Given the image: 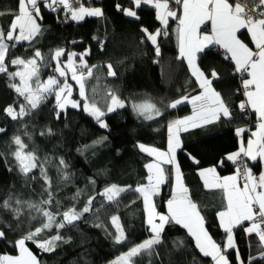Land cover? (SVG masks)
<instances>
[{
	"label": "snow or ice",
	"instance_id": "6c2138e0",
	"mask_svg": "<svg viewBox=\"0 0 264 264\" xmlns=\"http://www.w3.org/2000/svg\"><path fill=\"white\" fill-rule=\"evenodd\" d=\"M127 2L129 6L125 7L117 0L115 10L138 21L141 19L138 14L140 9L150 7L155 10V19L161 26L155 30L141 26L138 31L141 34L140 43H150L156 56L161 54L160 39L169 35V20L178 22L175 29L178 59L187 62L191 77L194 78L190 83L194 87L192 93L182 94L166 106L171 109L185 103L192 106L191 115L168 122L167 150L161 151L144 144L138 145L141 152L155 157L154 162L144 165L147 175L144 182L134 189L143 198L146 224L151 236L130 247L111 264H132L133 257L143 253L151 255L154 246L163 242L162 234L168 224L186 229L194 241L195 248L202 257L210 258L212 264H260L264 261V0H174L179 6L178 9L172 8L173 0H127ZM43 10L63 13L64 22L68 20L80 22L86 17H104V10L101 7H85L81 0H16L15 8L6 10L7 14L12 16L7 29L0 25V74L7 76L8 87L14 90L18 98L22 97L24 102L21 103L19 99L14 101L4 108V113L13 121L32 117L35 111L53 96L55 119L59 120L67 108L71 107L82 110L93 117L100 128L107 129L108 124L103 117L125 107V103L112 89H108L100 100L97 99L95 88L92 89L91 96L88 94L86 82L93 77V69L99 67L89 65L84 59L90 54L88 49L79 54L78 65L74 60L77 53H66L63 48L54 50L50 56V59L55 61L54 74L44 80L41 79L40 71L42 66L47 65L44 64L45 56L39 48L33 47L31 54L27 56L11 54V50L23 42L34 45L43 31L40 23L43 19ZM6 11H0V16L5 15ZM245 33L248 42L242 39ZM93 39L98 40V37L94 36ZM104 47L106 45L101 44V50ZM213 48L223 50V58L232 66L233 74L240 76V88L237 91L243 99L238 103L227 99L231 93H222L214 87L215 82L222 79L221 70L214 66L209 68L203 66L208 54H213ZM214 54L219 55L218 52ZM62 56L67 57L66 63L61 61ZM13 67L15 70H10ZM106 67L109 77L117 76L111 63ZM69 72L71 80L78 86L79 100L72 98L74 88L73 84L68 82ZM133 108L138 115L149 120L164 115L163 111L152 103L133 105ZM249 110L256 117L254 130L236 127L237 150L226 154L218 161L217 166L231 162L235 166L233 174L220 176L217 166L199 171L205 189H217L222 193V208L215 215L218 227L223 230L224 239L217 242L206 226L202 206L192 199L189 188L183 182V174L177 161V152L184 150L181 133L203 128L221 120L231 122L236 111L246 114ZM27 127L25 124L23 134L32 140V134L27 131ZM2 133H6L4 127H0V134ZM247 133L250 135H246ZM39 135L52 136L55 133L48 128ZM105 139L107 137H102L95 143H102ZM12 144L15 148L8 155L12 157L14 165L8 162L4 153H0V157H3L8 172L19 173L23 185L21 191L16 190L15 184L10 185L7 195L0 199V242L10 243L17 254H0V264H46L29 248L28 243L31 242L44 253L55 252L58 246L56 242L70 243L72 238L66 239L59 230L65 229L66 226L75 227L76 221H80L85 213L92 211L96 197L89 196L79 211L74 205L60 211V201L55 199L52 177L49 176L46 167L51 164V160L45 157L41 162L37 149L33 147L29 150L21 135H14ZM187 155L195 163H199L191 153ZM164 165L171 167L166 169ZM257 165L260 167L254 171ZM68 167L65 160L60 158L57 167L60 184L71 180ZM34 170H38L39 180L42 181L41 191L38 193L33 187L38 179ZM89 182L94 184L95 180L90 177ZM169 182L171 192L170 198L166 201L167 211L159 212L154 197L160 195L162 186ZM23 190L30 193L28 198L24 197ZM126 190L128 189L113 184L98 195L112 202ZM32 195L39 196V199H32ZM80 195L81 192L77 189L73 199ZM4 214H10V223L3 220ZM58 216L61 219L57 220ZM25 219L29 225L27 231L23 230L22 221ZM110 219L115 233L109 235H112L114 243H124L127 236L119 216L112 215ZM33 221H37L38 226L33 227ZM93 226L103 228L107 232L102 223H95ZM53 228L57 230L55 235L40 239L42 233ZM238 230L243 232L249 249L252 247L249 237L254 234L258 238V255H252L250 252L245 254L242 251L238 243ZM10 232H16L18 235L9 240Z\"/></svg>",
	"mask_w": 264,
	"mask_h": 264
},
{
	"label": "trees",
	"instance_id": "16d2710c",
	"mask_svg": "<svg viewBox=\"0 0 264 264\" xmlns=\"http://www.w3.org/2000/svg\"><path fill=\"white\" fill-rule=\"evenodd\" d=\"M87 6H97L104 10L103 18L86 17L83 21L68 20L64 22L63 13H53L43 10L42 34L35 40L34 45L29 42L18 44L11 50L12 55L27 56L32 48H39L45 56L44 64L40 71L41 79L52 75L49 71L54 68L51 54L58 48L65 49L66 53H77L75 61L79 64V54L86 49L89 55L84 59L89 65H98L93 69V77L86 82V90L92 95V89H96L97 99L100 100L108 89H112L127 106L122 121L116 119V113H108L103 119L108 124L107 129L98 126L93 117L82 110L68 107L59 120L55 119L53 108L55 98L50 96L36 111L34 116L25 117L20 121H13L4 113V108L14 101L23 103V98H18L13 89L8 87L7 76L0 74V127L6 129V133L0 134V153L7 156L8 162L14 165L10 155L15 145L12 144L14 135H21L29 146L37 149V155L41 162L45 157L51 160L46 165L48 174L52 177L53 193L56 200L60 201V211L75 206L81 210L89 196L96 199L92 205V211L85 213L80 221L75 222V227L66 226L59 230L66 239L71 237L70 243L56 242L55 252L44 253L31 242L29 248L38 255L46 264H111L121 254L127 252L130 247L148 239L151 233L145 222V212L142 197L134 191L135 187L144 182L147 170L144 165L154 158L139 150L138 145L144 144L166 150L167 124L173 119L190 114L191 106L188 103L179 105L175 109L167 108V104L179 98L182 94L192 93L194 85L190 83L194 78L187 66V62L178 59L179 50L175 34L177 21L169 20V35L159 41L161 47L160 56H156L150 43L141 44V34L138 31L141 26L155 30L160 27V22L155 19V10L144 7L138 11L141 19L135 20L124 16L115 10L117 0H81ZM125 7L129 6L127 0H119ZM16 0H0V11L14 9ZM172 8L177 5L172 2ZM12 16L6 14L0 16V25L7 29ZM98 37V40L93 37ZM242 39L248 42L247 34ZM75 41V43H73ZM101 44L106 47L101 50ZM219 53V55L214 53ZM213 54H208L204 60L205 68L216 67L221 70L222 79L215 82L214 87L222 93H231L227 99L238 103L242 96L237 91L238 79L233 74L232 66L223 58V51L212 49ZM61 61L67 60L62 56ZM203 59V57H202ZM122 63H119L121 62ZM111 63L117 72L116 77L107 75L106 65ZM14 71L15 68H10ZM73 84V98H79L77 86ZM18 82V78L17 81ZM144 103L155 104L164 115L154 119H145L138 115L133 105ZM103 107V105L101 104ZM247 122L239 111L234 113V119L229 122L221 120L215 124L203 128L181 133L183 151L177 152V161L183 174L185 185L189 188L192 199L202 206V214L206 217V226L210 234L217 242L224 239L223 230L218 227L215 213L222 208L221 192L208 190L203 187L198 169L210 168L218 165V161L226 154L236 151L238 138L235 135L236 127L252 129L255 121ZM32 134V140L24 135V125ZM51 128L55 135L40 136L41 131ZM102 137H107L102 143H95ZM191 153L199 163H194L188 157ZM63 158L69 165L67 171L71 174L70 182L59 183L57 167L59 160ZM166 169L171 166L164 165ZM234 165L226 162L223 166H217L220 176L233 173ZM259 165L254 171L259 169ZM38 177L33 184L36 192L41 191L42 181L39 180L38 170H34ZM95 180L90 183L89 178ZM15 184L17 191L22 190L23 180L17 171L8 172L3 157H0V199L7 195L9 186ZM115 184L118 187L128 189L121 192L114 201L108 202L106 197L98 195L106 187ZM131 186V188H129ZM77 189L81 195L73 199ZM24 191V197L30 193ZM171 182L162 186L161 194L154 197L157 211L166 212L165 204L170 197ZM32 199L39 196L32 195ZM103 205V207H101ZM97 209L99 211H97ZM55 210V205H53ZM117 215L125 229L127 240L116 244L112 235L115 228L111 224L110 217ZM61 217H57V220ZM3 220L11 222L10 214H4ZM23 230H28L27 220H23ZM102 223L107 228H97L93 225ZM32 226H38L37 221ZM56 229L45 231L40 239L50 238L56 234ZM18 233L10 232L8 239L12 240ZM238 243L245 254L258 255V238L253 234L249 237L252 243L249 249L242 231L238 230ZM163 242L154 246L151 255L143 253L132 258V264H212L210 258H204L195 248L194 241L187 231L179 225L168 224L162 234ZM181 242H183L181 244ZM0 254H17L8 242H0ZM260 264H264L261 261Z\"/></svg>",
	"mask_w": 264,
	"mask_h": 264
},
{
	"label": "crops",
	"instance_id": "0c3cea01",
	"mask_svg": "<svg viewBox=\"0 0 264 264\" xmlns=\"http://www.w3.org/2000/svg\"><path fill=\"white\" fill-rule=\"evenodd\" d=\"M81 3H83L84 4V6L85 7H97V6H91V5H89V6H87L86 4H85V2H83V1H81ZM178 7L179 6H177V8H175V9H178ZM174 9V8H173ZM251 46V45H250ZM177 50H179L178 49V47H177ZM221 51H223L222 49H220ZM74 60H75V57H74ZM67 61V60H66ZM76 62V61H75ZM77 64V63H76ZM190 71V70H189ZM68 78L69 79H71V76H69V74H68ZM78 87V86H77ZM78 89V88H77ZM194 94V93H193ZM190 106H191V104H189ZM126 110H127V106H125V107H123V108H118L115 112H112V113H116V119L118 120V122L119 121H122L123 120V118H124V114H125V112H126ZM251 111V110H250ZM252 112V111H251ZM191 113H192V106H191V111H190V114L189 115H191ZM186 116H188V115H186ZM252 116H253V119H254V121H255V124H256V117H255V114L252 112ZM184 116H182V117H180V118H183ZM255 124H254V126H255ZM251 130H254V127L251 129ZM246 135H250V133H247ZM167 136H168V132H167ZM168 140V139H167ZM166 147H167V144H166ZM167 150V149H166ZM166 150H161V151H166ZM152 158H154L151 162H154L155 161V157L154 156H152ZM150 163V162H149ZM195 163V162H194ZM146 169V168H145ZM203 169H206V168H203ZM200 170H202V169H198L197 170V175H198V177H200L199 176V171ZM231 174H233V173H229V174H225L224 176H227V175H231ZM200 180H201V182H202V184H203V180L201 179V177H200ZM183 182H184V179H183ZM185 184V183H184ZM204 187V186H203ZM208 190H214L215 191V189H208ZM217 190V189H216ZM170 198V197H169ZM168 198V199H169ZM221 199V202L223 203V200H222V194H221V197H220ZM142 201H143V198H142ZM143 208H144V205H143ZM165 211H167V207H166V204H165ZM145 222H146V216H145ZM186 230V229H185ZM222 230V229H221ZM187 231V230H186ZM150 232V231H149ZM212 262V261H211Z\"/></svg>",
	"mask_w": 264,
	"mask_h": 264
},
{
	"label": "built area",
	"instance_id": "2783aa9c",
	"mask_svg": "<svg viewBox=\"0 0 264 264\" xmlns=\"http://www.w3.org/2000/svg\"><path fill=\"white\" fill-rule=\"evenodd\" d=\"M78 65V64H77ZM51 74H54L53 73V69H50V71H49ZM236 78L238 79V87H237V89L238 88H240V76L239 75H236ZM240 93V92H239ZM242 96V95H241ZM242 99H243V97H242ZM242 116H243V118L245 119V120H247V122H249V123H252V121H251V119H252V112L249 110V112L248 113H246V114H242ZM10 118V117H9Z\"/></svg>",
	"mask_w": 264,
	"mask_h": 264
},
{
	"label": "rangeland",
	"instance_id": "374dc122",
	"mask_svg": "<svg viewBox=\"0 0 264 264\" xmlns=\"http://www.w3.org/2000/svg\"><path fill=\"white\" fill-rule=\"evenodd\" d=\"M173 2H174V0H173ZM67 61H64V63H66ZM54 66H55V61H54ZM50 75V74H49ZM69 76H71V73L69 72ZM61 79H63V78H61ZM69 82V81H68ZM77 93H78V89H77ZM78 97H79V95H78ZM73 98V97H72ZM73 99H77V98H73ZM77 100H79V98L77 99ZM146 146V145H145ZM148 147H151V146H148Z\"/></svg>",
	"mask_w": 264,
	"mask_h": 264
}]
</instances>
